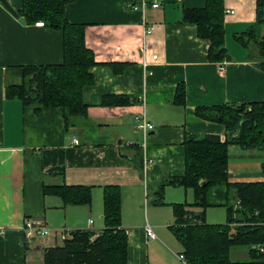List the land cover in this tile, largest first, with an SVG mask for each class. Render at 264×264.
Here are the masks:
<instances>
[{
	"label": "crops",
	"instance_id": "0c3cea01",
	"mask_svg": "<svg viewBox=\"0 0 264 264\" xmlns=\"http://www.w3.org/2000/svg\"><path fill=\"white\" fill-rule=\"evenodd\" d=\"M152 1L137 10L129 3L141 5V0L67 4L68 21L87 24L86 44L96 60L90 67L95 81L83 88L87 115L75 117L68 127L63 108L38 110L6 95L8 86L24 82L26 65L64 60L62 29L26 21L20 14L23 0H8L17 14L0 0V264H44L46 250L63 243L54 233L27 240L23 232L27 218L41 219L51 229L100 232L105 227L104 188L108 185L121 188L128 264H190L181 258L185 247L173 230L172 203L193 204L195 193L190 202L179 192L186 190V195L194 189L168 181L185 174L186 133L226 139L225 124L198 116V108L264 99V70L237 40L256 23L257 0H224L228 55L220 61L209 59L210 40L198 35L196 24L183 22L184 9L204 7L206 0H158L159 7H153ZM144 23L153 26L146 54ZM181 83L186 85L184 102L175 100ZM112 95L127 96L131 102L104 104V97ZM142 116L153 129L136 128ZM74 138L79 144L73 143ZM235 145L230 144L228 151ZM244 149L247 153L238 156L236 167L230 166V181H264V171H259L264 159L256 153H263L264 147ZM253 157L261 161L249 159ZM77 185L91 187L90 203L65 204L51 191ZM161 187L166 202L154 204ZM227 200L225 185L208 191L207 223L223 221L214 216L225 213V207L228 220ZM213 205L219 208H210ZM197 207L188 208L197 213L203 210ZM147 225L155 238L146 235ZM229 227L235 233L238 224ZM255 245L234 246L231 258L257 260L251 253V249L258 251Z\"/></svg>",
	"mask_w": 264,
	"mask_h": 264
},
{
	"label": "trees",
	"instance_id": "16d2710c",
	"mask_svg": "<svg viewBox=\"0 0 264 264\" xmlns=\"http://www.w3.org/2000/svg\"><path fill=\"white\" fill-rule=\"evenodd\" d=\"M72 1L23 0L20 14L26 21H42L44 25L62 29L64 60L57 64L26 65L24 82L6 88L8 97L19 98L25 106H36L38 110L43 107L63 108L68 127L75 117L87 115L83 88L94 83L90 67L96 64L94 52L86 44L87 24L72 23L65 17L66 6ZM183 22L196 24L198 35L210 40V60L226 58L224 0H206L204 7L184 9ZM263 24L264 0H257L256 23L237 36V40L249 48L251 57L258 60L264 70V35L258 39L256 33L257 26ZM185 95L186 85L181 83L175 100L184 102ZM130 102L127 96L112 95L103 99L104 104ZM196 113L224 123L227 136L222 141L216 134L186 133L185 174L168 181L174 186L193 188L195 193L193 204L172 203L176 223L173 230L185 247L184 256L190 264H264V252L254 249H251L252 257L257 260H233L230 255L234 246L264 244V225L251 224L264 223V181L232 182L228 168L230 144H240L244 148L264 147V99L198 108ZM222 185L228 189V223H207L208 191ZM51 191L61 196L65 204L90 203L92 199L91 187L87 186H59ZM236 199L241 200L240 207L234 206L232 200ZM165 202L161 187L155 192L153 203ZM121 206V188L105 186V227L97 235L89 229L71 231L72 237L46 250L44 264H128L129 237L122 227ZM189 206H200L203 210L197 213ZM257 211L258 215H255ZM231 223H238L235 233L231 232Z\"/></svg>",
	"mask_w": 264,
	"mask_h": 264
},
{
	"label": "built area",
	"instance_id": "2783aa9c",
	"mask_svg": "<svg viewBox=\"0 0 264 264\" xmlns=\"http://www.w3.org/2000/svg\"><path fill=\"white\" fill-rule=\"evenodd\" d=\"M148 3H149L148 0H141V5L130 2L129 7L131 9H134V10L145 9V7L147 6ZM151 4L153 7H159L160 6V2L158 0H153L151 2ZM227 12L233 13L234 11L228 10ZM36 25L44 26V22L37 21ZM144 27H145V31H144L143 46H144V52H145V51H147V45H148V39L147 38H148V36H150L152 34L153 26L150 24L144 23ZM145 54H146V52H145ZM153 57L156 58L157 55L154 54ZM223 70H224V67L221 66V71H223ZM138 119H139V121L136 123L137 129H142L145 132H147L148 130H151L154 128V125L150 121H148L145 116H142ZM73 143L79 144V139L74 138ZM233 203H234L235 207L241 206V200L240 199H236ZM255 215H258V211L256 212ZM235 224H238V223H235ZM251 224H263V222H252ZM145 230H146V235L148 236V238H155L156 237V234L150 225H147ZM23 232H24L25 238L27 240H34V239L46 237L52 233L57 235L59 240H62V241L71 237V230H68L67 228L51 229L43 220L36 219V218H27L26 219L25 224L23 226ZM255 248L259 252H262V253L264 252V244H257V245H255ZM181 258H185V256L181 255Z\"/></svg>",
	"mask_w": 264,
	"mask_h": 264
},
{
	"label": "rangeland",
	"instance_id": "374dc122",
	"mask_svg": "<svg viewBox=\"0 0 264 264\" xmlns=\"http://www.w3.org/2000/svg\"><path fill=\"white\" fill-rule=\"evenodd\" d=\"M256 33H257V38L259 39L262 35H264V24L263 25H259L257 26V30H256ZM251 38V41H253V37H250ZM247 152L245 151V149L243 148V146H241L240 144H236L234 147H231L230 149V152H229V155H231L230 157V160H229V169H230V166L231 167H236V164L238 161H240V157H238L240 154H246ZM257 155L264 159V152L263 153H260V152H256ZM260 158L258 157H253V158H249L250 160L254 161V162H257V161H261ZM264 162V161H263ZM264 171V165L261 166V169L259 170L260 172ZM185 191L186 190H182L180 193V195L182 196L183 200L186 198V196L189 197V200L190 202H193L194 201V192L193 190L190 191L188 189V194L185 195ZM231 195V193H230ZM234 200V199H233ZM232 200V202H234ZM219 208L218 205H213V206H210V208ZM198 209H200V207H197ZM225 209V213H219L217 215L214 216V219L215 220H222L223 221H218V222H215V223H225L227 220V210H226V207L224 208ZM213 218H210L209 220H214ZM264 225V223L262 224ZM68 228V227H67ZM68 230H70V228H68ZM99 232H96L94 231V235H97ZM72 232H71V237H72ZM61 243L63 242L62 240H59Z\"/></svg>",
	"mask_w": 264,
	"mask_h": 264
},
{
	"label": "water",
	"instance_id": "95a60500",
	"mask_svg": "<svg viewBox=\"0 0 264 264\" xmlns=\"http://www.w3.org/2000/svg\"><path fill=\"white\" fill-rule=\"evenodd\" d=\"M1 1H2V3H4V5H5L6 7H8V9H9L10 11H12V12L15 13V14H17L16 9H14V8L10 5V3L8 2V0H1Z\"/></svg>",
	"mask_w": 264,
	"mask_h": 264
}]
</instances>
